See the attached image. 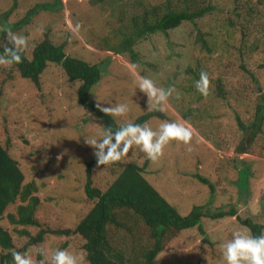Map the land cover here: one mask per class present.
I'll use <instances>...</instances> for the list:
<instances>
[{
	"label": "rangeland",
	"instance_id": "obj_1",
	"mask_svg": "<svg viewBox=\"0 0 264 264\" xmlns=\"http://www.w3.org/2000/svg\"><path fill=\"white\" fill-rule=\"evenodd\" d=\"M196 2L198 8L210 6V11L166 34H146L135 42L138 61L133 70L128 55L115 54L106 46L117 45L132 31L133 16L153 7L161 13L181 10L183 0H0V43L9 32L24 35L28 46L23 50L30 58L33 47L47 36L57 45L66 40L68 55L90 64L107 61L89 98L95 105L127 104L129 111L124 116L110 114L119 126L158 111L161 118L144 123L153 130L163 121L183 120L191 127L188 144L170 141L156 160L135 145L121 159L146 164L143 176L181 216L194 205L212 211L235 208V215L203 218L202 231L194 227L172 234L153 264H226L223 244L233 232L246 231L236 217L264 220V121L259 127L251 124L257 95L264 98V0ZM34 7L38 12L29 22L15 26ZM77 24L80 27L74 30ZM189 66L197 75L201 70L208 73L207 96L196 90L193 76L186 72ZM140 76L151 78L158 87L172 88L168 101L153 107L138 88ZM78 85L67 79L59 65L50 64L40 80L41 89L29 87L30 99L36 94L38 103L22 107L20 99L26 95L21 93L12 99L18 103L11 117L20 118L10 151L19 159L24 181H32L38 188L43 206L39 217L51 228L72 226L74 199L82 197L83 170L94 151L85 141L100 139L104 130L94 114L77 104ZM44 98L52 110L47 113L41 109ZM30 113L34 126L24 118ZM243 167L248 175L242 187L238 174ZM98 177L100 185L111 179L105 169L98 170ZM128 226L133 232L128 247L146 243L145 227ZM127 235L128 229L114 232L117 239ZM63 241L49 238L46 246ZM114 242L121 247L119 240ZM66 243L72 251L78 248L74 240ZM76 255H81L78 249Z\"/></svg>",
	"mask_w": 264,
	"mask_h": 264
},
{
	"label": "trees",
	"instance_id": "obj_2",
	"mask_svg": "<svg viewBox=\"0 0 264 264\" xmlns=\"http://www.w3.org/2000/svg\"><path fill=\"white\" fill-rule=\"evenodd\" d=\"M196 3V0H183L184 6L181 10L167 9L161 13L158 8L153 7L139 17L133 16L130 20L132 31L124 34L117 45L106 47L115 54L128 55L130 62L136 64L138 59L133 50L135 42L146 34H166L168 30L177 28L182 22H192L210 11V6L198 8ZM37 12V7L30 9L15 26L28 23ZM87 42L85 41L86 44ZM67 43L65 40L57 45L46 36L33 47L30 58L23 50L20 53L19 64L11 67L0 66V264H14L11 256L13 249L27 253L35 264H40V261H43V264H50L48 254H51V249L57 244L61 245L56 249H67L74 254L78 249L85 257L86 264H153L154 258L163 251L164 243L172 234L194 227L202 231L203 218L214 220L234 216L235 208L227 210L219 208L212 211L203 205H194L185 216H181L143 176L146 164L139 166L135 162L120 159L97 165L96 158L91 153L85 163L83 180L80 183L82 197L74 199L76 207L71 211L72 226L62 223L66 224L65 227L51 228L48 221L40 220L39 212H42L43 206L38 188L32 181H24L19 159L10 151L11 137L16 133L15 127L20 118L19 115L11 117L18 103L12 102V99L21 93L26 95L20 99L21 103H24L22 107L26 105L31 107L38 103L36 94L33 101L30 99L29 87L40 90V80L45 69L50 64H56L62 68L69 81L79 82L75 91L79 106L94 114L103 128L108 127L115 131L120 127L110 114L100 112L89 98L91 88L99 83L102 74L105 73L107 61L90 64L80 57L68 55L65 52ZM6 44L11 46L6 39L0 43V53ZM186 72L193 76L191 79L194 83L199 79L198 71L191 66ZM217 90L221 94L219 87ZM42 103L41 109L49 112L51 106L47 99L44 98ZM32 116L33 113H30L24 117L28 119L29 126H34ZM152 117L161 118L162 114L151 111L140 115L134 123L143 125ZM263 121L264 98L257 95L254 120L251 124L259 127ZM100 169H105L111 176L103 185L99 184ZM243 173H246L245 181L241 182ZM238 175L239 184L245 186L248 170L243 167ZM196 178L201 183L208 184L206 179L199 176ZM209 187L212 189L210 185ZM236 218L240 225L250 230L254 236L264 231V220L258 221L248 216ZM128 223L137 229L139 225L145 227L148 235L146 243L128 247L133 239L131 238L133 232ZM122 229H128L127 237L122 236L119 239L114 237V232ZM49 238H61L64 241L48 247L46 245ZM114 239L119 240L121 247L115 244ZM68 240L76 242L78 248L75 251L70 250V245L66 243ZM40 250L44 255H41Z\"/></svg>",
	"mask_w": 264,
	"mask_h": 264
},
{
	"label": "clouds",
	"instance_id": "obj_3",
	"mask_svg": "<svg viewBox=\"0 0 264 264\" xmlns=\"http://www.w3.org/2000/svg\"><path fill=\"white\" fill-rule=\"evenodd\" d=\"M79 27V24L75 25L74 30H78ZM6 39L11 46L4 45L3 52L0 53V66L11 67L20 63V53L28 46V38L9 32ZM130 67L134 70L136 65L132 64ZM195 87L202 96L208 95L209 76L207 72L203 70L199 72ZM138 88L148 100H151L153 107L166 103L173 91L172 88L158 87L147 76L139 77ZM96 107L105 115L111 114L113 117L124 116L129 111L125 103L107 106L97 103ZM191 137V127L183 120L163 121L158 130H153L147 124L142 125L129 121L123 123L115 131L104 127L100 139L92 138L85 142L93 148L97 165H103L120 160L134 145L139 146L140 150L150 159L156 160L170 141L188 144ZM222 247L226 264H264V231L258 236L252 235L250 230L235 231L232 238ZM40 251L41 255H44L43 251ZM11 256L14 264H35L27 253L13 249ZM84 260L83 255H76L67 249H55L50 254V264H83ZM40 264H43V261H40Z\"/></svg>",
	"mask_w": 264,
	"mask_h": 264
}]
</instances>
